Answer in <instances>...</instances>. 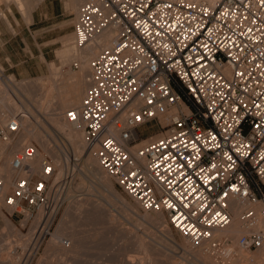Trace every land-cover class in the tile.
<instances>
[{"label":"built area","instance_id":"built-area-1","mask_svg":"<svg viewBox=\"0 0 264 264\" xmlns=\"http://www.w3.org/2000/svg\"><path fill=\"white\" fill-rule=\"evenodd\" d=\"M87 84L64 118L142 211H159L192 244L236 218L244 249L264 243V0H81L76 48L95 41ZM77 68L75 60L70 61ZM155 121V131L138 128ZM18 115L0 122L4 151ZM142 141V142H140ZM21 142L0 171L10 212L48 207L54 168ZM0 155V160L2 158ZM226 238L212 247L222 249Z\"/></svg>","mask_w":264,"mask_h":264},{"label":"bare ground","instance_id":"bare-ground-1","mask_svg":"<svg viewBox=\"0 0 264 264\" xmlns=\"http://www.w3.org/2000/svg\"><path fill=\"white\" fill-rule=\"evenodd\" d=\"M5 1H8V0H5ZM11 1L15 2V4L18 6V9L20 11L21 10L25 11L24 10L25 5H24L23 0H11ZM206 1L212 2L214 0H206ZM8 11L10 12V10H8ZM0 17H3V19L7 20V17L2 10H0ZM108 37H109V32L105 31V32L99 34L95 38V41L85 45L82 48H76L74 46L73 47L71 46L72 47L71 51L70 50L67 51L64 57L66 60H68L69 57L71 56L72 60H75L77 62V69H79L78 72L72 73V72L68 71V73L64 75L65 79L63 78V75H62L61 78H63V79L60 78V80H58V76H56L55 75L56 72H54L53 75L51 74L52 75V78H51L52 84H51L50 88L49 89L47 88L43 91L40 90V87H39V86H42L41 84H43L42 83V80L44 79L43 77H39L36 80H33L32 82H34V83L31 84L30 81L29 82L28 81L16 82L15 79L11 75L7 77L2 72H0V100L4 101V100L10 98V95H9L10 93L8 94L9 91L6 87H8V88L10 87V89H18L19 91H21V94L24 97V100H21V101L19 100L18 102L12 100V102L3 103V105L5 106V108L7 110V113H3L2 110L0 111V122H3L6 118H8L9 114L12 115V114H14L15 111H20V114L18 115V121L20 124L19 134L17 135L16 139L10 144V146H9L10 149H9V151H7V153H5V151L0 152V154H2V156H3L2 161H1L0 171L3 173V177H4V184H3V187L1 189V192H5L9 189V187L11 185L12 176H13V172L9 169V166L7 163L10 151L17 148L21 142H28V141L34 140L39 145L41 151L37 149L35 156H34V159H33V167L35 170L38 169V163H39L40 159L43 157L42 156L43 153L51 156V158H52L51 160L53 162V163L51 162V164H53L52 165L53 168L55 167L58 170V173L56 175L54 182L52 181L53 185L51 184V186H50L52 197H53L52 203L46 208L43 206L37 208L38 211H37V214H36L35 219H34L35 223L33 224L34 225L33 229L34 228L37 229L36 230L37 234H34L35 231H33L31 233V235L29 234L30 236H28L26 239H24L25 243H27V244L31 243L33 245V247H34L33 251L34 252L37 249H39V247L43 243L44 235L47 233L48 226H50V224L52 223V220H53L54 215H55L57 208H58V203H60L58 199H55V197H56L55 195L57 194L59 187H60V185H58V184L61 182L60 181L61 172L63 173V170H64L63 169L64 162L61 160V157L59 155L60 150L61 151L65 150L64 153L62 152L63 155H61V156H64L63 157L64 161H65V159L68 158V154H71L74 157V160H76L75 157H80V158L82 157L81 159L83 160L84 165L81 166L82 167L81 170L86 171L89 175H91L95 179H97L98 184L100 183L99 185H101L103 187V191H105L104 193H102V192L99 193V197H98L99 199L105 200L107 203H110V204L111 203H118L123 214H125L128 217V219H130V218L133 219L134 225L136 223H139L140 225L142 224L144 229H147V230H148L149 226L154 227V228H156L162 232L163 238L165 237L169 242H171L170 243L171 245L176 243L175 239L173 238V236L171 234L169 226L167 227L165 224V218L161 212H159V211H143V213H141L138 211V209L135 205L130 203V201H127L123 197V195L119 194V192H117L113 188L111 180H110L111 178L101 169V167L98 165L92 151L89 149V147L84 142L81 128L79 126L71 123V122H68L63 116V111L67 107L76 105L79 102V96L81 95L83 88H85V85L87 84V74H88L87 61H88V58L91 57L92 55H94L95 52L97 51V49H98L97 43L105 42L108 39ZM33 87L36 88L35 92L33 91ZM10 91L12 92V90H10ZM52 94H54L56 96V100H54V101H51V98H50V96ZM30 105L33 106L34 109L36 108V110H32V108H30ZM49 109L51 110V112L46 113L47 110L50 111ZM52 110H53V112H52ZM66 145H68V147ZM60 147H63V148H60ZM0 148L4 149L5 145L0 143ZM58 181H59V183H58ZM54 185H56V186L58 185V186L54 187ZM79 185L83 186L82 184H79ZM56 198H58V197H56ZM87 199H88V197H87ZM83 201H85V200H83ZM89 201H91V200H89ZM95 204L96 205H94L93 208L96 209L97 211H98V208L101 209L102 206H104V205H102V206L100 205L102 203H100L99 200ZM97 204H99V205H97ZM87 205H88V203H87ZM89 205H90V203H89ZM106 207L107 206L105 205V208ZM73 208L70 209L71 211L68 209V211L65 214L64 220L62 219L63 222L60 221V222H62L60 226L58 224L59 228H57V229L58 230L60 229V230L59 231L57 230L58 232L55 231L56 233L54 232V234H52V238L49 239L48 242L46 243L47 244L46 245L47 246L46 251L50 255L48 257V262H44V264H70L69 262L66 263L67 260L62 259V258H64V257H62L63 255L68 256V258L70 257L69 261L71 263H74V261L73 262L71 261V258H76V256L79 254L82 240H83V238H86L87 236H82V235H79V233L77 234L75 232L76 231L74 229L75 223H74V221H72L74 219H72V215H71V213H73V211L75 210V209L73 210ZM103 209H104V207H103ZM106 209L105 210L101 209L100 210L101 212L100 211L99 212L102 213L105 211L104 212V214H105L107 212ZM74 213H75V211H74ZM76 213H75V215H76ZM84 214L85 213H83L82 215H84ZM87 214H85V215H87ZM24 215H25V219L28 216H30L29 213H27V214L25 213ZM99 215H101V214H99ZM102 215H103V213H102ZM78 216H80V215H78ZM106 216H108V215H106ZM107 219H108V217H107ZM108 220H110V219H108ZM5 221H6L5 223L9 226L10 230L12 229L15 231V229L13 228L11 223L9 222V219L7 218V220H5ZM73 223H74V225H73ZM262 223L264 225V220ZM135 226H137V225H135ZM147 230H146V232H147ZM245 230H246V228H244L242 225H240L236 218H233V220L231 221V223L229 225H227L223 228L215 229L213 231L212 237L209 240L200 242L198 244H192L189 241H187L185 238L182 237L181 241L177 242V243H178V247L180 249V253L182 254L183 258H185V260H186V264L187 263L188 264H195L193 261L192 262L190 261L191 259H194V258L196 261L202 262L203 264H208V263L211 264L212 261H214V260H212L211 262H207V260L209 261V259L211 260L212 258H214L212 256V254L214 253L213 251H215V248L212 247L211 244L216 239H222V238H226L227 242L229 241L228 245L226 246V254L227 255L229 254V256L227 257L229 260H232V255L238 254L240 256V259L246 262L245 264H264V243L262 244L261 247L255 249V250H257L255 253L251 252L250 254H247L246 250L244 251V248H242L238 244L237 237L239 234L243 233ZM127 231L129 232V230H127ZM15 232L17 233V231H15ZM12 233H13V231H12ZM16 233H15V235H16ZM152 233H154V231ZM32 234L34 235V237H32ZM91 234H89L88 237ZM155 234H157V233H155ZM18 235L19 234H17L16 236L18 237ZM64 235L69 236L68 237L69 243L68 242L65 243L62 241ZM91 237L94 238V235L90 236V238ZM133 237L134 238H132L133 239L132 243L136 244L135 247L137 246L136 248H138V247L141 248L140 250H143L145 253L150 252L152 247L154 248V246H152L153 243L147 241L146 239H145L146 240L145 241L142 238L141 234L134 233ZM93 238H91V240ZM24 240H23V242H24ZM23 242H22V244H23ZM27 244H25V245H27ZM236 245L239 247L238 250L235 248ZM153 250H155V249H153ZM50 256L52 258L57 259V261L56 262H53V260L51 261ZM187 257H189V258L186 259ZM32 259H33L32 257L27 255V257L22 258V262H20V261L19 262H20V264H31V262L33 261ZM8 260H6L7 261V263L5 262L6 264H13L14 259L12 257L9 258ZM10 260L12 261V263L10 262ZM73 260H75V259H73ZM163 262H165V261H163ZM222 262L223 261H219V262H217V264H222ZM41 264H43V263H41ZM164 264H170V263L166 261Z\"/></svg>","mask_w":264,"mask_h":264},{"label":"rangeland","instance_id":"rangeland-1","mask_svg":"<svg viewBox=\"0 0 264 264\" xmlns=\"http://www.w3.org/2000/svg\"><path fill=\"white\" fill-rule=\"evenodd\" d=\"M14 3L15 2L11 1V0H8V1L0 0V10H2L4 12V14L7 16V18H8V13H11V14L13 13ZM8 10H10V12ZM24 10H25V8H24ZM22 14L25 15L26 12L22 11ZM0 18L3 19V17H0ZM71 38H72V36H70L68 44H67V42H65L60 48H56V50H55V56H56L55 61L54 62L53 61L47 62L46 67L42 66V67H40V69H33L30 72V74H28V75H24L20 71L16 72L15 70L10 69V68L5 69L1 66H0V70H1L0 72H2L7 77L11 75L15 79L16 82H26V81L29 82L30 81L31 84L34 83V82H32L33 80H36L39 77H43L44 78L42 80L43 84H41L42 86H39L40 90L43 91L47 88L49 89L51 84H52L51 78H52V75L54 72H56L55 75L58 76V80H60L62 75H63V78L65 79L64 75L68 71L76 72V70H78L77 68L71 67V65H70V60L72 59L71 56L69 57L68 60H66L65 57H63V54L66 51H69V50L71 51V49L73 47V44L71 42L72 41ZM63 78H61V79H63ZM6 88L9 91L8 94L10 93L9 94L10 98L6 99L4 101L0 100V111L2 110L3 113H7V110H6L5 106L3 105V103H9V102H12V100H14L16 102H18L19 100L20 101L24 100V97L22 96L21 91H19L18 89H10V87L9 88L6 87ZM35 89L36 88L33 87L34 92H35ZM10 90H12V92ZM83 90H84V88H83ZM82 93H83V91L81 92V95H82ZM81 95L79 96V99H80ZM50 98H51V101L56 100V96L54 94H52L50 96ZM30 108H32V110H36V108L34 109V107L31 105H30ZM49 112H51V110L50 111L47 110L46 113H49ZM52 112H53V110H52ZM14 114L19 115L20 111H15ZM9 116H11V114H9L8 117ZM155 129H157L156 123H155V121H151V122H148L145 125H142L141 127H139L138 132L142 136V135H145L146 133H148L152 130L155 131ZM31 142L35 144V146L38 150H40L39 145L34 140H31ZM140 142H142V141H140ZM66 146L68 147V145H66ZM60 148H63V147H60ZM9 149H10L9 147L6 148L5 153H7V151H9ZM2 151H4V149L0 148V152H2ZM64 151L65 150L59 151V155L61 157V160L64 162V167H63L64 170L62 169L63 173L61 172V176H60L61 182L59 183V181H58V183H59L58 185H60V187H59L60 191L58 190L57 194L55 195L56 197H58V198L55 197V199H58L60 203H58V208H57V211L55 213L56 216L54 215L52 223L50 224V226H48V231L44 235V241L41 244V246L39 247V249H37L34 252L33 251V248H34L33 245L31 243L30 244L25 243V240H24L28 236H30L33 231H35L34 234H37L36 233L37 229H35V228H34L35 230L33 229V227H34L33 224L35 223L34 219H35V216L37 214L38 209L28 210V212H25L26 214L29 213V215H30V216H28L29 218L27 217L25 219V215H24L25 213H20V212H16V211L10 212L5 206L1 205L2 203L0 202V264H6L7 263L6 260H8L11 257L14 259L13 264H15V263L20 264V262H22V258L27 257V255L33 258L32 259L33 261L31 262V264H41V263L44 264V262H48V257L50 254L46 251V248H47L46 243L48 242L49 239L52 238V234H54V232L58 230L57 228H59V226L63 222V220L65 218V214L68 211V209L70 210L73 207H74L73 210L75 209L74 210L75 213L77 212L76 215H75L74 211H73V213H71L72 219H74L72 221H74V223H75V225L73 223L74 229L76 230L75 232L77 234L79 233V235L87 236V237L83 238L79 254L76 256V258H71V261L72 262L74 261V263H71L69 261L70 257L68 258V256H64V255L62 256V257H64L62 259L67 260V262L65 261L66 263L69 262L70 264H153V263L154 264H164L167 261L170 264H186V260H185V258H183L182 254L180 253V249H179L178 243H177V242H180L182 239V236L180 234H178L173 228H171L168 224L165 223L167 227L169 226L171 234H172V236L176 242V243L171 245L170 244L171 242H169L165 237L163 238V234L160 230H158L154 227H150V226L147 230V229H144L143 225L141 224L142 225L141 226L139 223H136L135 225H137V226H135L133 219H131V218L128 219V217L125 214H123L118 203H111L110 204V203H107L105 200L98 198L99 193L100 192L104 193L105 191H103V187L101 185H99L100 183L98 184L97 179H95L93 176L89 175L86 171L81 170V168H82L81 166L84 165V162L81 159L82 157L81 158L75 157L76 160H74V157L71 154H68V158L65 159V161H64L63 160L64 156H61V155H63ZM42 156H45L50 162H52V160H51L52 158L50 155L43 153ZM2 158L0 160V166H1ZM57 173H58V170H57V168L54 167V171H53V175L51 177L50 185L51 184L53 185V182L56 178ZM110 180H111L113 188L117 192H119V194L123 195V197L127 201H130V203L135 205L139 212L143 213V211L138 208L136 203L130 197H128L118 186H116L114 184V182L112 181V179H110ZM79 184H82L83 186H81ZM55 186L56 185H54V187ZM87 197H88V199H87ZM49 198H50L51 203H52L53 197H52L51 189L49 192ZM83 200H85L86 202ZM89 200H91V201H89ZM98 200L100 201V203H102V204H100L101 206L104 205L101 208L102 210H105L107 208L106 209L107 212L105 214H104L105 211L102 212L103 215H102V213H100L101 209L98 208V211H97L96 209L93 208V206L96 205L95 203ZM87 203H88V205H87ZM89 203H90V205H89ZM97 205H99V204H97ZM105 205L107 206L106 208H105ZM103 207H104V209H103ZM83 213H85L87 215H85V214L82 215ZM99 214H101V215H99ZM78 215H80V216H78ZM106 215H108V216H106ZM107 217L110 220H108ZM7 218L9 219V222L11 223V225L13 226L15 231H17V233L12 229L10 230L9 226L5 223L6 222L5 220H7ZM60 221H62V222H60ZM58 224H59V226H58ZM126 229L129 230V232ZM92 230L95 233L97 232L96 233L97 235ZM146 230H147V232H146ZM12 231H13V233H12ZM153 231H154V233H152ZM15 233H16V235L19 234L18 237L15 235ZM134 233L141 234V236L144 240L146 239L147 241L153 243L152 246H154V248L152 247V249H151L152 251L150 250V252L145 253L143 250H140L141 248H139V247L136 248L137 247V246L135 247L136 244L132 243V240H133L132 238H134L133 237ZM155 233H157V234H155ZM89 234H91L90 236L94 235L95 239L93 237H91V238H93L91 240L90 236L88 237ZM66 236L65 235L63 236L62 241L65 243H67V242L69 243V240H68L69 236L68 235H66ZM32 237H34L33 234H32ZM23 240H24V242H23ZM22 242H23V244H22ZM24 243L27 245H25ZM228 243H229V241L225 242L222 249L221 248L215 249V251H213L214 253L212 254V256L214 258H212L211 260L209 259V261L207 260V262H211L212 260H214V261H212L211 264H217V262H219V261H223L222 264H232V263L233 264H239V263L245 264L246 262L241 260L240 256L238 254L232 255V260H229L227 258L229 256V254L228 255L226 254V246L228 245ZM235 248L238 250L239 247L236 245ZM153 249H155V250H153ZM245 250H246L247 254H250L251 252L255 253L257 251L255 249H244V251ZM189 257H187L186 259H188ZM50 258H51V261L53 260V262L57 261V259L52 258L51 256H50ZM73 259H75V260H73ZM163 261H165V262H163ZM190 261L191 262L193 261L195 264H203L202 262L196 261L195 258L191 259ZM10 262L12 263L11 260H10ZM208 264H210V263H208Z\"/></svg>","mask_w":264,"mask_h":264},{"label":"crops","instance_id":"crops-1","mask_svg":"<svg viewBox=\"0 0 264 264\" xmlns=\"http://www.w3.org/2000/svg\"><path fill=\"white\" fill-rule=\"evenodd\" d=\"M23 1L26 16L14 3L13 13H8L7 20L0 18V66L28 75L33 69L54 62L56 48L69 43L81 0Z\"/></svg>","mask_w":264,"mask_h":264}]
</instances>
